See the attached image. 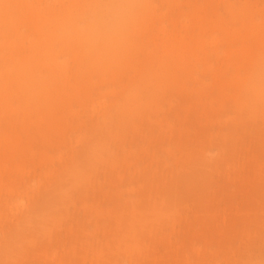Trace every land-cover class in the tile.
I'll list each match as a JSON object with an SVG mask.
<instances>
[{
	"label": "rangeland",
	"instance_id": "1",
	"mask_svg": "<svg viewBox=\"0 0 264 264\" xmlns=\"http://www.w3.org/2000/svg\"><path fill=\"white\" fill-rule=\"evenodd\" d=\"M70 1L11 0L8 7L44 15ZM144 1L128 35L139 47H132V64L120 69L117 58L100 78L85 74L77 52L49 75L57 86L51 101L58 97L60 112L70 108L77 115L56 122L64 137L44 131L32 116L22 127V111L1 116L0 134H18L29 162L24 173L12 161L0 171V181L10 182L0 183V264H264V95L249 102L254 89L264 88V0ZM1 18L0 83L12 79L11 58L18 59L9 42L12 29ZM17 28L28 54L32 32ZM170 43L185 56L164 77L157 60ZM144 70L140 80L153 85L139 100L124 98V86ZM107 88L115 89L104 96ZM109 111L118 117L106 123L104 139L108 116H101ZM22 129L31 136L28 144ZM74 135L78 139L68 141ZM90 142L100 158L75 179L70 195L55 197L52 212L36 211L23 226L21 215L33 203L37 210L51 201L48 193L65 175V164L85 155ZM61 149L59 165L52 160ZM28 182L33 187L20 197L21 214L10 217L13 195L5 185ZM165 197L168 203L161 202ZM6 237L13 238L8 251Z\"/></svg>",
	"mask_w": 264,
	"mask_h": 264
},
{
	"label": "bare ground",
	"instance_id": "2",
	"mask_svg": "<svg viewBox=\"0 0 264 264\" xmlns=\"http://www.w3.org/2000/svg\"><path fill=\"white\" fill-rule=\"evenodd\" d=\"M53 1L56 2V0ZM10 2L11 0H0V45H5V41L2 40L3 38L1 36V17H5L7 18V23L11 27L13 34V37L9 39L12 49L11 52L14 53L15 57L18 59L15 60L13 57L11 58L12 79H9V82H5L9 78L7 77V79L0 83V85H6L9 88L7 89L4 86H0V120L1 116H5L6 112L14 113L22 111L23 114L20 120L22 127L27 125L29 116H32L38 123L42 125L44 124L47 128L44 129V131L64 137V132L58 128L59 126L56 122L61 125L62 122L66 121L69 114L72 116L75 115L76 117L77 115L74 111L68 108L70 103L68 93H64L63 97V99H67L66 105L68 108L62 110L64 112H60L61 110L57 108V106L59 107V103H62L58 97L57 101H51L50 99L56 91L57 86L52 85L49 82V75L52 73L55 74L62 67L67 66V63L64 65L57 64L56 54L63 51L67 53L69 57H76V53L78 52V56H84L83 58L85 59V68L87 69L85 70V74L92 72L93 74H97L100 78H102V71L106 70L109 62H115L117 58L122 60L118 67L120 69H125L132 64V58L130 57L131 51L138 47V44L135 41L129 40L128 35L137 25V17L142 14V8L145 1L71 0L57 13L54 10L50 11V9H47V11H45L44 9V15L40 10L28 7L23 11L15 9L13 6L8 7V3ZM60 14H63V16L59 17ZM57 15L58 17H55ZM52 17H54V23L51 21ZM18 25H21L22 27L25 25V28L32 32L30 35V39L32 40L29 43L31 52L28 54L23 53L22 43H20L18 36ZM213 33L214 34H211L210 37L211 42H213L216 37V30H213ZM78 47H80V49ZM164 47V53L160 55V60H157V63L160 70L159 74L168 77L170 76L171 68H174V66L180 68V64L182 63L181 56H185V52L172 43L164 44ZM168 53L176 59L173 64L166 56ZM152 57V60L154 61L155 58H158L155 54ZM48 60L50 61L49 64L46 63ZM74 61L77 62V59ZM41 66L44 67L46 72H39L38 68ZM143 69H147L149 72L151 71V67L148 66V63H146V67ZM95 70L97 73H94ZM147 70L141 71V73L138 74V79L133 78V83L124 86V89L127 90V93H124V98L135 101L139 100L143 93L141 91H147L149 86L151 87L153 85V80L150 83L149 81H146V84H143L140 80L141 76L147 75ZM261 72L264 73V65ZM152 77L155 78V75ZM102 81L104 80H100L99 82ZM11 86H14L13 91L10 88ZM114 89L115 88L105 89V91H103L104 96L108 93L107 90L113 92ZM2 91L8 93L9 97L12 96L14 98L16 107L12 108L11 106H8V102L11 104L12 100L5 99V94H3ZM254 95V98L250 99L251 101H247L252 102L254 99H260L264 95V88L261 87L254 89ZM38 107H44V110ZM94 107L95 104L94 106H91L92 109ZM57 113H60L61 116ZM106 116H108V119H105ZM117 117L118 116H116L115 113L112 114L110 111L101 116L102 119H105L103 120L104 139L107 136L105 132L108 130L105 126L106 123L113 121V119ZM79 122L80 120L77 119V123ZM168 128L170 131L172 130L171 122H169ZM88 130L90 129L88 128ZM23 133L25 137L24 142L28 144L27 140H30L31 136L26 130H23ZM92 134L95 135V133ZM19 138V135L16 133L6 134L5 131L0 134V171L4 170L5 164L12 161L14 162L13 167L19 169L17 172L24 173V167L27 166L26 164L29 162V159L24 156V150L23 154L21 152L23 143H21ZM67 139L69 141V139L77 140L78 138L74 135V137L69 136ZM85 139L87 142V140H91V136H86ZM86 144L89 149L86 148V146L83 148L82 151L85 155H82L79 158L72 157L64 166L65 175L63 178H56L61 181L57 183L56 189L52 194L51 192L48 193V195L51 196V201L45 200L43 205L37 210L34 208L35 205L33 203V205L21 215L22 217L20 218V221L23 226L26 224L28 218L33 216L36 211L41 214H44L47 210H49L48 213L52 212L53 209L49 206L54 200H56L55 197L57 195L59 197H67L70 195L73 191L72 185L75 179L80 178L82 171L89 170L91 163L100 158V151H97L95 154L97 149L96 146L91 142L90 144ZM61 145L62 144H60V146ZM65 148L68 150L70 147L67 146ZM64 154L65 151L63 153L62 149L59 150L56 158L53 159L52 162L60 165L62 161L61 157ZM197 177L199 176L196 175L194 179H199ZM37 181L38 180L33 179V183H36ZM247 181L248 180L245 182ZM0 183L10 182L0 181ZM32 187L33 185H29V182L23 187H20L17 184L5 185L6 190L4 191L13 195V200L9 203L7 208V213L10 217H15V215L21 214L23 208L18 207L22 205L23 199L20 197L31 191ZM168 201L169 199L166 197L161 200L162 203H168ZM4 243L5 248L7 247L8 251L13 244V238L10 241L8 240V237H6ZM176 243L178 242L176 241ZM178 244H176V249L177 247L180 248L179 246L181 243Z\"/></svg>",
	"mask_w": 264,
	"mask_h": 264
},
{
	"label": "snow or ice",
	"instance_id": "3",
	"mask_svg": "<svg viewBox=\"0 0 264 264\" xmlns=\"http://www.w3.org/2000/svg\"><path fill=\"white\" fill-rule=\"evenodd\" d=\"M68 60V54L61 51L56 54V62L59 65H64L67 63Z\"/></svg>",
	"mask_w": 264,
	"mask_h": 264
}]
</instances>
